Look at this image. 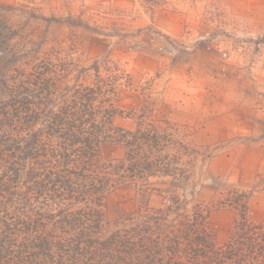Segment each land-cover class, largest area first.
<instances>
[{"label":"rangeland","instance_id":"obj_1","mask_svg":"<svg viewBox=\"0 0 264 264\" xmlns=\"http://www.w3.org/2000/svg\"><path fill=\"white\" fill-rule=\"evenodd\" d=\"M74 60L128 75L116 126L158 131L161 160L181 179L151 178L144 187L163 193L148 206L137 187L112 193L109 230L170 199L169 219L179 205L200 208L220 243L239 213L227 199L264 218V0H0V103L42 62ZM113 144L104 156L123 158Z\"/></svg>","mask_w":264,"mask_h":264},{"label":"trees","instance_id":"obj_2","mask_svg":"<svg viewBox=\"0 0 264 264\" xmlns=\"http://www.w3.org/2000/svg\"><path fill=\"white\" fill-rule=\"evenodd\" d=\"M68 64L42 62L0 103V264H264V218L251 219L241 197L224 202L239 212L224 243L200 208L179 205L169 219L173 199L108 229L112 193L137 187L148 206L160 190L144 187L151 178L181 179L161 160L158 131L116 126L128 75L99 60ZM113 143L123 158L104 156Z\"/></svg>","mask_w":264,"mask_h":264}]
</instances>
